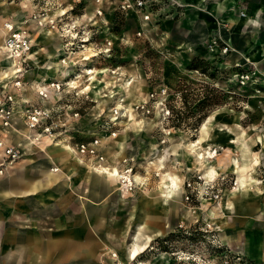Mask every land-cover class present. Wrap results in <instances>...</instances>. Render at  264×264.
<instances>
[{
	"label": "rangeland",
	"instance_id": "374dc122",
	"mask_svg": "<svg viewBox=\"0 0 264 264\" xmlns=\"http://www.w3.org/2000/svg\"><path fill=\"white\" fill-rule=\"evenodd\" d=\"M207 1L148 0L140 11L135 0H0V92L16 99L0 125V189L53 149L82 163L53 200L8 212L13 198L0 199V264H264L226 242L243 228L245 245L253 238L239 207L264 208L231 199L233 159L242 172L264 162L261 79L237 78L264 73V17L250 30L242 7L222 19ZM96 142V155L80 150ZM82 238L89 247L67 254Z\"/></svg>",
	"mask_w": 264,
	"mask_h": 264
},
{
	"label": "crops",
	"instance_id": "0c3cea01",
	"mask_svg": "<svg viewBox=\"0 0 264 264\" xmlns=\"http://www.w3.org/2000/svg\"><path fill=\"white\" fill-rule=\"evenodd\" d=\"M206 5L210 6L211 11L221 12L220 17L222 19H227V14L224 16L222 15V12L224 10L234 7L238 8L239 6L242 7L244 11L247 12V17H249L250 19L243 18L241 20L243 22L247 21L250 30H253L255 28H252L250 24L255 25L263 23V20L261 18L259 20L258 17H264V0H208ZM204 16L208 15L204 14ZM227 136L228 137L225 143L227 146H229V135ZM241 139L243 142H246L245 138L239 136V140ZM257 140L259 143L264 144V133L262 135H259ZM246 149L248 150L249 148L246 147ZM70 152L71 151L69 149H65L64 151L53 149L48 154L49 158L47 159V164H36L30 166V168L25 167L21 168L19 171L14 172L9 177L10 186L6 189H0V199L2 198V200L4 201V198H13L14 200L13 203H10L8 205L7 211L12 212V209H16V206H19L20 210L24 209L26 211L30 209L33 196L38 197L37 200H39L41 203H44L46 199H55L59 195V193L64 190V187L68 184V182L71 181V177L72 175H74V172L77 171L80 166H82V163H78L77 161L72 160V155ZM243 156L245 157V154H243ZM233 160L235 162V164H233L235 172L237 174L238 185L231 192V199H233V197L238 198L240 196H242V198L251 196L254 200H256L257 198L264 199V172L261 176H257L250 172L252 170L254 171L256 168H258V166H261L264 169V162L262 164L259 162L261 165L252 163L251 165L246 166V171L242 172L243 167L240 165L239 159L235 158ZM255 161L257 162V160ZM92 173L95 176L101 177L100 175H98L95 169H93ZM240 177H243V179H241L242 182H244V185L241 184ZM105 182L107 183V181ZM111 185L118 186L116 184ZM226 208L230 213H234L236 209L232 204L226 205ZM237 215L243 217V219L245 220L244 224L246 222L253 223V238L248 239L245 245V237H242L245 230L243 228L242 230H239L238 236L227 238V244H229V242L237 243V246L242 249L249 258H252L257 262H264V208L256 209V207H253L252 211H246L245 208L239 207ZM2 222H4V214L1 217L0 213V224H2ZM11 231L14 232V230ZM77 231L79 232V230ZM81 231H84V229L81 228ZM141 232H143V226H141L140 233ZM82 240L83 238L80 240H75V247H79V245L82 249L86 246L89 247V242L79 243ZM136 242L137 241H135V245L139 246V244L137 245ZM40 247L44 248L46 246L43 245ZM40 247L38 249L39 252ZM80 247L73 252L67 253L66 251V253L75 254L78 250H81ZM48 253L49 252L47 251V254ZM5 256H8L6 258H9L10 256H13V254L9 253L7 250L5 252ZM69 262L70 261H68V263Z\"/></svg>",
	"mask_w": 264,
	"mask_h": 264
},
{
	"label": "built area",
	"instance_id": "2783aa9c",
	"mask_svg": "<svg viewBox=\"0 0 264 264\" xmlns=\"http://www.w3.org/2000/svg\"><path fill=\"white\" fill-rule=\"evenodd\" d=\"M97 2H100V0H97ZM148 0H135L133 4H131L134 8L137 10L143 11L147 8ZM129 0H125V3L123 7L126 6H131ZM144 16L145 20L149 19V15L147 14H142ZM244 15V14H243ZM13 42V41H12ZM15 42L12 43L14 45ZM238 80L240 81L241 85H246L247 83H253L256 82L255 79H261V86L260 88H256L255 94L256 97H258L259 103L261 105V108L263 110L264 114V73L256 74L253 73L252 71L250 72H243L241 74L237 75ZM258 81V80H257ZM20 86V82H16V86ZM15 105H16V99L12 94H6L5 91L0 92V125H9L12 121V119L15 116ZM41 112L35 110L30 112L27 115V121L28 125L31 129H35L37 126H39V121L41 118ZM3 142L0 141V147L3 146ZM97 144L98 142L92 144L90 147H86L85 145H81V151L91 154V155H96L97 154ZM6 153H8L9 156H12V159H16L19 155V151L15 149L14 146H9L6 149Z\"/></svg>",
	"mask_w": 264,
	"mask_h": 264
},
{
	"label": "bare ground",
	"instance_id": "6f19581e",
	"mask_svg": "<svg viewBox=\"0 0 264 264\" xmlns=\"http://www.w3.org/2000/svg\"><path fill=\"white\" fill-rule=\"evenodd\" d=\"M243 16H245V15H243ZM102 167V166H101ZM101 167H99V168H101ZM107 168V167H106ZM108 169V168H107ZM118 172H117V170H115L114 171V173H112V175H114V176H117L118 174H117ZM122 176H123V178L121 179V185L123 186V188H124V190H126V187L128 186V183L130 184V183H132V180H131V178H129V176H126V175H123V174H121ZM107 177V176H106ZM113 177V176H112ZM118 177V176H117ZM172 183L174 184V185H176V181L172 178ZM241 181H242V179H241ZM115 184V183H114ZM119 185V184H118ZM242 185H244V182H242ZM244 188V187H243ZM179 194V193H178Z\"/></svg>",
	"mask_w": 264,
	"mask_h": 264
}]
</instances>
